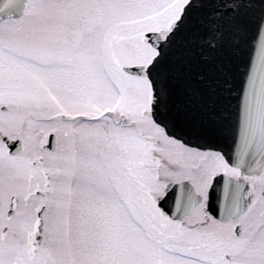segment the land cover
<instances>
[{
  "label": "snow or ice",
  "instance_id": "6c2138e0",
  "mask_svg": "<svg viewBox=\"0 0 264 264\" xmlns=\"http://www.w3.org/2000/svg\"><path fill=\"white\" fill-rule=\"evenodd\" d=\"M0 264H264V0H0Z\"/></svg>",
  "mask_w": 264,
  "mask_h": 264
}]
</instances>
